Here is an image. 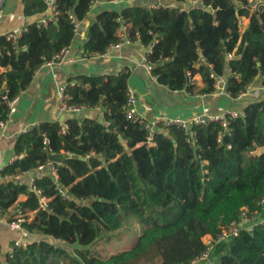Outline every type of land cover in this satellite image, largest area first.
I'll return each mask as SVG.
<instances>
[{
	"label": "trees",
	"instance_id": "trees-1",
	"mask_svg": "<svg viewBox=\"0 0 264 264\" xmlns=\"http://www.w3.org/2000/svg\"><path fill=\"white\" fill-rule=\"evenodd\" d=\"M91 1L56 0V22L30 25L16 44L0 36V67L6 69L0 74V120L9 114L3 96H20L44 64L71 46L76 32L69 15L84 21ZM173 1L182 7L131 5L120 13H99L89 26L85 54L104 55L117 44L122 17L133 42L146 48L154 44L146 54L152 73L173 92L196 88L190 73L202 77L200 93L212 94V75L222 77L230 70L226 90L237 99L257 77L264 78V6L253 10L249 0H203L217 10L212 15L202 7L182 9L186 0ZM21 2L27 17L50 8L48 0ZM242 18L249 19L244 31ZM129 77L126 71L69 81V103L88 110L102 107L105 124L70 116L67 134L61 122H43L18 138L14 152L25 157L4 167L0 176L35 173L33 186L49 199V207H41L26 181L0 184V216L14 206L33 213L23 227L42 238L27 246L13 243L6 255L0 251V264H129L150 248L157 250L161 264H190L205 250L206 235L216 237L243 207L258 208L264 198V152L248 153L264 147V100L248 102L243 117H227L228 128L220 121L193 127V137L160 123L163 132L149 147L148 131L125 116ZM56 154L66 155L54 164L57 176L49 167L40 174L39 167ZM131 219L142 229L136 244L108 255L107 247ZM216 252L219 264H264V226L243 232Z\"/></svg>",
	"mask_w": 264,
	"mask_h": 264
},
{
	"label": "crops",
	"instance_id": "crops-1",
	"mask_svg": "<svg viewBox=\"0 0 264 264\" xmlns=\"http://www.w3.org/2000/svg\"><path fill=\"white\" fill-rule=\"evenodd\" d=\"M138 3L139 6L149 8L180 7L181 4L173 0H124L114 2L113 0H97L94 8L90 10L87 18L80 22L79 29L70 46L71 61L66 66L44 64L35 74L30 86L18 96L16 112L11 117V125L7 132L0 134V171L8 164L17 160L14 148L18 138L25 133L29 127L36 126L43 122H63L69 116L59 113V88L68 84L71 79L78 76H109L117 75L121 72L129 71L130 77L128 86L137 95V103L141 116L156 128L157 123L162 119H190L197 115L208 117H222L226 114L237 112L244 113L248 102L264 100L263 77L259 76L250 85V90L245 97L232 99L227 93V83L230 70L219 77L220 87L212 94H202L203 79L200 75L195 76L196 88L189 92L187 90L173 92L158 82L156 76L147 70L145 57L148 48L140 42L128 43L124 46L113 49L104 55L85 56L84 45L88 38L89 26L95 21L97 15L103 11H116L120 13L125 8ZM182 7V6H181ZM186 3L182 9H188ZM190 7H193L190 5ZM0 36H7L14 33L19 38L23 31L30 25L50 17L52 9L43 14L27 17L24 14V6L21 0H4L1 8ZM247 24L242 28L246 30ZM5 68H0V74L5 72ZM98 120L103 117L102 107L88 110L85 113ZM105 122V120H104ZM33 174L21 175L20 181L31 184ZM20 200H25L21 197ZM19 209L12 207L7 215L0 219V251L3 255L10 253L12 244L17 240L26 239L30 236L31 241L34 234L26 230L12 232L7 224L16 217ZM212 235H206L203 241L210 239ZM220 256L215 251L209 260L199 264H219Z\"/></svg>",
	"mask_w": 264,
	"mask_h": 264
},
{
	"label": "built area",
	"instance_id": "built-area-1",
	"mask_svg": "<svg viewBox=\"0 0 264 264\" xmlns=\"http://www.w3.org/2000/svg\"><path fill=\"white\" fill-rule=\"evenodd\" d=\"M3 1L4 0H0V17L2 13L1 8L3 5ZM48 1H49L50 8L52 9V15L36 23L38 27L48 26L49 23L56 22L58 20L59 12L57 10L56 0H48ZM113 1L120 3V2H123L124 0H113ZM130 1H134V0H130ZM96 3H97V0L91 1L90 10L94 8ZM186 3L192 5L193 7H202L204 10L210 12L212 15H215L217 11L212 5H205L203 0H186ZM249 3L252 5L253 10H256L264 6V0H249ZM69 18L74 25L75 32H77L79 29L80 22L71 13L69 15ZM118 23H119V28H118L117 34L119 37V42L115 45H112L107 52L113 49L120 48L124 46L125 44L134 43L130 35V25L122 17L118 19ZM136 35H137V38L140 37V34L138 32ZM7 39L8 41H11L14 44H16L19 40V37L16 34L11 33L7 35ZM135 42H139V41H135ZM153 47H154V44H152L148 48V52H151ZM1 54L2 52L0 50V55ZM90 56H97V55H90ZM228 58L229 59L235 58V54H229ZM70 61H71V49H70V46H68V47L63 48L61 52L54 58V60L47 64H51V65L55 64L57 66H66ZM144 61H145V66L147 67V70L149 72H153V65L147 59V55ZM188 76L190 77V83L195 84V77L192 78L190 73ZM212 77L216 79L215 89L219 88L220 87L219 77L215 76L214 74L212 75ZM68 87H69V84H65L59 88V104H58L59 113L64 116H69V117L78 115V114H85L86 111H88L87 106L71 105L69 103L72 97L67 92ZM249 90H250V86L247 88L245 92H242L238 98L245 97L248 94ZM3 100L9 109V114H8L7 119L0 120V134L7 132L11 125V117L16 112V104L18 101V97L10 100L8 95H4ZM124 112L128 120L132 121L133 123H138L142 125L148 131L147 145L149 147H154L156 145L154 142V135L156 133L163 132V130L159 128L160 123H163L165 126H176L178 128H181L185 130V132L190 137H193L192 129L195 126H206L212 122L220 121L224 128H228L229 123H228L227 117L240 118L245 115V113L240 114L237 112H232L222 117H208L205 115H197L187 120L182 119V118L162 119L157 123L156 125L157 127L154 128L153 124L151 125L148 121H146L141 116L138 103H137V95L135 94L134 90H132L129 86L127 90V101L124 107ZM31 128L32 127H29L25 132H28ZM61 130L63 134H67L69 131V125L65 121L61 122ZM260 152H264V147H256L254 150H251L248 153V155L254 156L256 154H259ZM24 157H25V154H21L17 156V159H23ZM54 164H55L54 162L49 160L46 166L39 167L38 172L41 174L42 172L46 170L47 167H49L51 174L53 176H57V169ZM34 177L32 178L31 184L29 186L40 197L41 207L43 209H46L49 207V199L44 197L42 192L36 190V188L33 186L35 182ZM20 178H21V175H8L5 178L0 176V184L5 180L6 181H17V180H20ZM257 206L258 208L255 210H252L251 207L249 206L243 207L240 210L238 217L235 220H233L230 224L223 227L216 237L212 236L210 239L203 241L206 246L205 250L198 257H196L190 264H199L200 262L209 260V258L216 251L219 245L230 243L235 238L239 237L243 232L252 231L255 226H258V225L264 226V212H263V209H261V206L264 207V198H262L258 202ZM32 216H33V213L24 214L21 211H18V213L16 214V217L13 218L11 221H9L7 226L9 230H11L12 232L24 231L25 230L23 227L24 223H26L27 221L28 222L31 221ZM4 217L0 216V219ZM41 239L42 238L40 237V238H37L36 240H41ZM36 240H33V241H36ZM31 242L32 241H26V239H24V240H17L14 243L19 246H27ZM53 242L57 246H67L68 245L65 241H62V240H58V241L53 240ZM12 252H13V248L11 247L10 253Z\"/></svg>",
	"mask_w": 264,
	"mask_h": 264
},
{
	"label": "rangeland",
	"instance_id": "rangeland-1",
	"mask_svg": "<svg viewBox=\"0 0 264 264\" xmlns=\"http://www.w3.org/2000/svg\"><path fill=\"white\" fill-rule=\"evenodd\" d=\"M247 24L246 20H242V28ZM142 232L141 227L133 220H130V225L125 226L119 236L116 235L111 246L107 247L106 252L108 255H114L124 251H128L134 247L137 242L139 234ZM33 236L32 239H35ZM26 241H31L30 236H26ZM38 237V236H37ZM40 238V237H38ZM68 246V245H67ZM129 264H161L158 252L155 248H150L142 253Z\"/></svg>",
	"mask_w": 264,
	"mask_h": 264
},
{
	"label": "water",
	"instance_id": "water-1",
	"mask_svg": "<svg viewBox=\"0 0 264 264\" xmlns=\"http://www.w3.org/2000/svg\"><path fill=\"white\" fill-rule=\"evenodd\" d=\"M135 6H138V3L136 2L134 4ZM187 8H190V4H188V7ZM75 118H79V119H82L83 117H86L85 114H78V115H74ZM98 121L102 124H105L104 120L102 117H99L98 118ZM122 144L125 146L126 150L129 151L130 148L129 146L127 145L126 141L121 137L120 138ZM66 159V155L65 154H56V155H50V160L54 163H59L61 164L64 160Z\"/></svg>",
	"mask_w": 264,
	"mask_h": 264
}]
</instances>
